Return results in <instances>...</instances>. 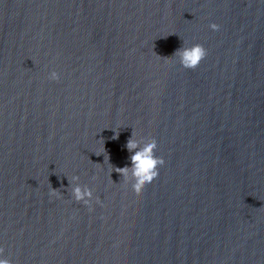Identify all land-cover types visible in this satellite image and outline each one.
Instances as JSON below:
<instances>
[{
	"label": "clouds",
	"instance_id": "clouds-1",
	"mask_svg": "<svg viewBox=\"0 0 264 264\" xmlns=\"http://www.w3.org/2000/svg\"><path fill=\"white\" fill-rule=\"evenodd\" d=\"M213 31H219L220 25L212 23L209 26ZM207 49L199 43L191 46H182L178 49L174 56L178 58L180 66L185 70L194 71L201 62L207 57ZM158 56V55H157ZM51 81H59L60 74L57 71H52L48 75ZM127 150L132 153L130 155L131 166L115 168V171L123 177L126 184H130L132 192L136 196L143 194L148 185H151L159 177V169L165 165L163 157L158 156V142L154 137H149L146 140L141 138L137 140L132 137L127 141ZM104 149V148H103ZM69 181L71 197L77 203H82L92 211L91 202L93 200V191L88 186H81L79 176H73ZM53 197H61L62 193L59 190L53 189L50 192ZM96 203H101L100 198L96 197ZM5 249L0 247V264H12L10 259L4 258Z\"/></svg>",
	"mask_w": 264,
	"mask_h": 264
}]
</instances>
